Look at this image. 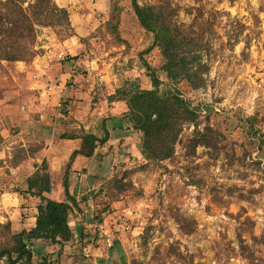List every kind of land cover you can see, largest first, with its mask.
<instances>
[{
    "label": "rangeland",
    "instance_id": "rangeland-1",
    "mask_svg": "<svg viewBox=\"0 0 264 264\" xmlns=\"http://www.w3.org/2000/svg\"><path fill=\"white\" fill-rule=\"evenodd\" d=\"M24 1L28 10L36 0ZM53 2L68 11L71 26H35L37 55L28 63L46 56V71L38 76L42 95L24 91L10 100L25 105L22 124L49 119L52 166L66 163L77 204L70 202L74 235L67 264H264V0H137L165 7L174 25L190 30L193 43L202 42L208 70L200 88L167 78L154 34L140 25L132 0ZM5 64L0 61V97L17 84V69ZM150 74L159 78L161 96L178 95L197 113L173 156L161 162L145 157L127 107L118 130L109 127L112 145H98L85 157L90 163L84 159L87 165L72 172L64 137L95 132L104 138L108 128L94 112L127 92L152 90ZM42 148L35 142L16 149L13 164ZM4 167L0 210L7 193L26 190L16 188ZM13 235L0 217V251L14 246ZM53 246L59 247L29 245L33 263H55ZM0 263L8 264L7 257Z\"/></svg>",
    "mask_w": 264,
    "mask_h": 264
},
{
    "label": "trees",
    "instance_id": "trees-1",
    "mask_svg": "<svg viewBox=\"0 0 264 264\" xmlns=\"http://www.w3.org/2000/svg\"><path fill=\"white\" fill-rule=\"evenodd\" d=\"M24 0L0 1V61L8 63L30 62L37 55L35 50L36 25L57 26L70 29L69 13L58 7L53 0H36L28 10ZM132 6L140 25L154 34V45L161 51L164 65L162 70L173 82L187 81L192 87L204 86L203 74L208 70L201 60L204 51L202 42L191 39L190 30L180 29L173 24L171 13L165 7L140 6L132 0ZM152 90L136 89L119 99L127 104L126 117L133 128L142 133L141 150L151 162H161L174 154L175 144L184 125L196 120L197 113L178 95L163 97L158 92L160 80L150 74ZM64 139H81L82 149L74 153L91 157L98 145L105 144L104 138L89 133L82 136H67ZM24 194L39 200L36 225L30 231L13 235L14 246L0 251V260L7 257L8 264H50L46 261L33 263V250L38 241L62 246L72 240L74 232L70 221L72 206L50 199L51 184L46 172L36 171L26 181ZM66 194L76 206V201ZM22 195V194H21ZM15 255V257H14ZM1 264V263H0Z\"/></svg>",
    "mask_w": 264,
    "mask_h": 264
},
{
    "label": "crops",
    "instance_id": "crops-1",
    "mask_svg": "<svg viewBox=\"0 0 264 264\" xmlns=\"http://www.w3.org/2000/svg\"><path fill=\"white\" fill-rule=\"evenodd\" d=\"M42 58L35 59L32 63L27 62H16L13 63L14 67L17 69L15 72L16 78V86L7 88L3 91L2 96L0 97V167L5 165L4 172L9 175V171H11V179L17 180L16 188L26 189V181L29 177H31L35 171L40 170V166L46 165L45 172L48 174L49 181L51 184V192L47 194V196L57 202H64L70 204L72 202L70 198L66 194L65 189V180H66V163L64 167H59L55 169L52 166V124L48 123V120H42L41 124H22V119L24 117L23 110L24 106L18 100V104L15 105L10 100V96L13 94V97H22L24 96V91H37L42 95V88L44 85L40 83V70L43 72L46 71V65L48 63L46 56L43 57L42 62H40ZM40 62V63H39ZM9 64V63H8ZM7 65V62L6 64ZM21 65L23 67L21 68ZM49 66V65H47ZM39 70V73L37 71ZM61 79L64 80L67 77V74H61ZM36 77V78H35ZM27 79V80H26ZM27 81V82H26ZM41 84V85H40ZM45 90V89H44ZM36 94V93H35ZM17 95V96H16ZM20 98V97H19ZM11 101V102H10ZM16 107V108H15ZM36 111H41V107H37ZM13 109L17 110V113H14ZM127 111V106L125 102L122 101H112L107 104V106L102 107V110L95 111L94 114L98 116L94 120L101 119L100 125L102 128H105L106 123V131H104V136L108 134L109 139L107 141L108 145H112V141L114 140L115 133H111L109 127H111L114 132L118 130L117 122H121V116L125 114ZM11 113V114H10ZM12 113L14 114L12 116ZM44 114H41V119L46 117ZM87 121V120H86ZM47 122V123H45ZM95 122V121H94ZM94 127L93 124L90 123V126L85 125L84 128ZM16 129V130H14ZM26 129H29L27 132ZM39 129V130H38ZM43 131H41V130ZM126 132L130 131L128 126L126 127ZM88 131V130H87ZM93 135H96L95 132H90ZM31 135V136H30ZM100 138V136H97ZM42 144L43 148L36 153L34 157H26L21 161H17L13 164L14 160V151L19 148L25 149L31 143ZM68 148H70L71 152L68 155V158H74L73 166L71 171H77L78 168L82 165H87L86 156L78 154L74 156L75 152H78L82 149L83 142L81 139L74 140H66L65 141ZM22 151V150H20ZM91 159H88V163H90ZM20 162V163H19ZM9 171H8V170ZM14 180V182H15ZM68 192L71 197H73V192L68 186ZM10 195V199L6 204L1 206L0 215L6 222L11 225V229L14 234H20L23 231H30L36 225V216L38 214L37 206L39 200L35 197H32L29 194L19 195L17 191L7 193ZM78 241V240H76ZM41 241H38L39 243ZM65 243L58 248L52 247V258L55 263L52 264H67L68 257H70L72 252L69 251L70 246ZM58 246V245H57ZM51 264V262H50Z\"/></svg>",
    "mask_w": 264,
    "mask_h": 264
}]
</instances>
